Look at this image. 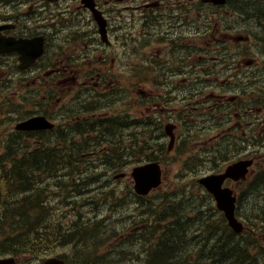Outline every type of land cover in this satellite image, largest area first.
<instances>
[{
	"label": "trees",
	"instance_id": "obj_1",
	"mask_svg": "<svg viewBox=\"0 0 264 264\" xmlns=\"http://www.w3.org/2000/svg\"><path fill=\"white\" fill-rule=\"evenodd\" d=\"M221 46L223 49L226 48L225 40L221 41ZM230 62L231 59L223 55L220 58L218 74L206 71L200 77L197 75L189 77V90L199 82L202 83L204 79L205 88L203 91L212 86L208 83H217L219 88L235 89L233 93L238 94L235 101L231 103L233 108L228 116H219L218 113L217 116L214 113L216 106H213V102L211 104L210 101H207L208 96H204L201 105L213 107L209 118H207L209 120H205L211 123L208 128L211 130L223 126L227 119L237 127L240 124L239 116L247 108V105L252 104L253 106L258 101L255 98L258 96H255L250 99V103L247 105L241 102L242 94L255 92L257 86L253 85L251 80L252 83L239 78L231 79L228 76V71L233 67V64ZM211 64L213 65V61ZM145 70L144 68L143 72ZM128 78H132V75H129ZM2 82L4 83L3 88H5L8 85V80L5 79ZM231 83L236 87H225L230 86ZM0 84L2 83L0 82ZM223 104L224 102L220 103L218 108ZM261 104L263 105V103ZM13 109L14 118L22 119L23 115L27 116V114H23L20 105L15 104ZM142 120H134L128 112L124 116L116 115L110 116L106 120H95L98 125L96 128L93 126L92 131L97 135L93 136H88L80 125H68L66 130L59 132H56L60 129L58 127L30 132L4 130L0 135V255L20 256L24 252L43 251L42 255L44 256L49 255V249L55 250L50 245L68 244L71 246L70 256H63L66 259L75 260L74 263L69 259L71 264H199V262H201L200 264H264V208L252 212L249 215L248 221L251 222L248 223V228L242 233L236 234L228 227L223 215L216 209L211 195L197 185L193 179L189 181L195 184L194 186L198 189L197 193L185 192L187 196L176 195L175 198H179L177 200L167 196V205L159 206L158 211L153 210L155 207L149 205L142 210V216L145 215V212L150 215L149 219L145 221L146 225L136 233H131L135 240L126 238L122 242V246L114 248L101 246L107 242L111 243L113 239H107L109 235L105 232L100 235L98 240L99 235L94 232V225L98 222L83 220V224H78V222L63 224L56 218V212L51 213L50 196L48 194L45 196L43 190L45 180L55 182L51 185L52 188L55 186L54 190L61 188L63 192H68L70 188L73 190L71 193L78 190V195H71L73 198L71 205L75 200H78L76 205L83 206L81 199L85 198L84 188L88 189V186L79 183V180L87 178L88 172L77 175V183L72 184L60 182L58 177V174L64 172L67 173V176L71 173L72 176H75L70 167L72 163L86 165L105 163L111 169H119V166L132 162L136 157H138L137 162L162 159L165 153H160L158 156L156 153L147 152L146 148H142L138 153L134 148V145L137 147V144L141 143L139 139L146 137V131L149 133L159 132V127L156 124ZM1 121L0 119V123ZM195 123L199 125L194 120H191L189 125L194 126ZM122 128H125V131ZM204 129L206 130L205 126ZM125 133L126 135H124ZM75 135L80 137L75 138ZM160 135L149 134L146 143L154 142L160 150L165 152L164 145L160 143ZM212 140L214 141L212 146L206 147V149L202 148L198 153L187 156L185 159L187 161L183 162L186 170L199 173L217 170L241 152L248 138L234 131L216 136ZM225 140H227L226 143ZM142 144H145L144 140H142ZM148 146L151 147V144ZM92 151L93 154L90 153ZM78 171L81 172V170ZM182 175L183 173L180 174V177L183 178ZM96 177V175L89 177V182H98ZM252 186H255L254 189L258 188V191L264 187V165L259 167L248 180L247 187L252 189ZM99 187L95 188L98 190L97 192L92 191L89 194L88 206L98 199L102 200L106 196L113 195V193H108L104 187ZM243 194H240V200ZM253 194L255 193L253 192ZM189 195H192V199L188 197ZM63 198L61 196V200ZM137 241L142 242L140 249L136 248L138 244L132 246ZM120 255L122 257L124 255V257L121 258ZM174 258H177V261Z\"/></svg>",
	"mask_w": 264,
	"mask_h": 264
},
{
	"label": "flooded vegetation",
	"instance_id": "obj_2",
	"mask_svg": "<svg viewBox=\"0 0 264 264\" xmlns=\"http://www.w3.org/2000/svg\"><path fill=\"white\" fill-rule=\"evenodd\" d=\"M53 2L60 16V20L53 22H46L47 13L51 11L48 7L52 4H47L44 0L38 2V10L43 17L41 32H55L52 27L56 25H70V30L66 41L64 37L67 28L60 29L56 35L60 48L58 52L54 49L56 43L50 48V42L44 34V54L51 51L59 66L44 70V76L41 77L45 80L49 75L50 78V83L40 82V89L50 97L47 96L49 99L44 101V105L54 107V110L50 111L53 117L47 114L45 109H41V113L48 118H54L55 125L60 129L66 130L68 125L91 123L94 117L108 119V112H102L101 109L109 106L108 95L113 90L116 91L115 88L110 91L109 87L116 83L119 88L124 86V75L128 66L126 59L129 57L138 59V74L142 75L144 68L153 74L151 89L147 93L140 91L139 97L149 100L146 108L152 104L155 112L161 114L162 121L165 122L176 120L174 114L179 116L188 110V103L181 108L168 107L166 104L173 96L175 97L172 102L178 98V94L174 92L173 76L180 75L182 84L188 87L190 75L200 77L206 71L220 72L222 5L203 0H93L95 8L105 18L106 35L102 38L92 10L85 7L81 0ZM239 4L241 7H238ZM36 5L32 3V6ZM228 13L230 28L235 26L236 31L230 51L235 70L239 73L246 70L259 74L264 84V0H230ZM9 21L14 27L3 31V34L14 37L32 35L28 27L20 23V19L13 18ZM22 21L30 22L26 18ZM239 21L247 26L250 48L249 51L247 47L241 56L238 55L237 41ZM127 35L132 39L125 40ZM65 43L67 46L63 47ZM259 48L262 54L256 50ZM4 55L12 58L16 53ZM139 58L149 59L151 67L142 66ZM67 59L71 61H64ZM206 60L208 65H205ZM8 72L7 66L6 73ZM138 74L136 73L137 78ZM55 86H58L60 93L65 90L66 93L54 99L51 92ZM203 86L204 79L202 83L194 85L196 88ZM64 96L67 99L72 97L71 106L63 99ZM116 96L118 103L124 101V90L117 89V95L113 97ZM10 103L11 101L7 100V112L11 111ZM91 105L93 108L99 105L101 109L88 111ZM193 108H197V105ZM64 116H68L71 121L61 120ZM14 264L19 263L15 261Z\"/></svg>",
	"mask_w": 264,
	"mask_h": 264
},
{
	"label": "rangeland",
	"instance_id": "obj_3",
	"mask_svg": "<svg viewBox=\"0 0 264 264\" xmlns=\"http://www.w3.org/2000/svg\"><path fill=\"white\" fill-rule=\"evenodd\" d=\"M2 1H4V0H2ZM33 1H36V0H33ZM14 7H16V6L9 4V5H7V8L3 7V10L4 11L9 10V9L14 8ZM22 8H24V6ZM8 12L10 14L12 13V11H8ZM50 12L53 13L52 18L57 17L58 20L60 19V16H56L55 10H51ZM124 14L127 15V13L125 11H124ZM47 16H48V13H47ZM243 28H244V26H243ZM239 30H241V29L239 28ZM229 32L232 35H234L236 31H235V29H233V30L230 29ZM50 34H51V37H53V39L55 40L57 37L56 36L57 34H55V32H52ZM51 47L52 46H50V48ZM246 49H247L246 46H242L240 48V50L243 52H245ZM248 50L250 51L249 47H248ZM256 50L260 54H262L261 48L256 49ZM47 61H49V59L44 58L40 62V64L38 65L39 67H32V69L29 70L30 73L32 75H34L35 78H40V77L44 76V69H48V68L43 67V65ZM131 61L135 62V58H134V60H131ZM144 64L145 63H141V65H144ZM41 68H44V69H41ZM20 76H24V74H20ZM48 76L49 75H47L45 77L44 83L50 81V78ZM143 76H144V73L140 77L141 82L138 85L139 87L135 88V86L138 83H136V84L134 83L133 85H131L132 84L131 81H133V79L128 78L129 75H126L128 80L125 79V90H127L129 88L127 101L131 99V103H132L131 106L132 107L131 106L128 107L127 110L125 111V113L130 112L131 114H138L140 112V110L144 109L143 107L139 108V107H136V105L135 106L133 105L134 103H136L137 97L139 96V94L141 95L140 91H144L147 93V91L149 89H151L150 84L148 82H145L144 80L152 79L153 74H150V73L145 74V76H147V78H143ZM17 77H18V75L14 74V78L17 79ZM148 77H151V78H148ZM172 80L173 81L178 80V82L182 81L180 75H177V77L173 76ZM13 85H14V83H13ZM55 87L53 88V91L51 92V94H53L54 99L57 98V96L61 97L64 94V92L60 93V91L58 90V86H55ZM256 89L257 90L255 92H245L243 100L248 99V98L252 97L253 95L257 96L258 94H261V95L264 94V89H261L259 87H257ZM209 91H212L215 93H221V97H223L225 95H230V93L233 92L232 90H229V89H227V90H225V89H217V90L213 89V90H205V92H203L202 95L207 94ZM6 92L7 91H5V93H4L5 95H6ZM192 92L193 91L189 90L187 93H192ZM44 94H45V91H43L41 93V97ZM6 98H7V100L11 99L10 97H6ZM69 98L67 99V97L65 98V96H64L63 99L68 101ZM15 101H17V99L16 100L13 99V102H15ZM125 101H126V98H125ZM212 101H213V103L215 102L213 99L210 100L211 103H212ZM225 101H226L225 99H222V101L217 102L218 104H220L221 102H224V104L221 105L220 108H217V112H220V114H222V115L228 116L230 113V110H232V107H229L231 103L225 102ZM193 103L188 104V111L189 112L195 111L191 108L192 107L191 104H193ZM72 104H73L72 99H70L69 106H71ZM258 105H262V104H258ZM124 106L121 104L119 106V110L123 111ZM117 107H118L117 105H113V106H111V110L114 109V111L116 112L118 109ZM25 108H28V107H25ZM135 108L139 109V111L138 110L135 111ZM53 110H54L53 105L47 107V111L49 112L51 117L53 116V114L50 113V111L52 112ZM5 116H6L5 113H2V115H0V117H5ZM195 118H196L195 122L199 123V125H197L195 123L193 126V125H187L185 123H182L180 126L178 124V121H173L177 124V128L175 129V132H176L175 150H173L170 153L167 152L166 156L168 157V159L170 161L168 162V164H164V166H162V168H163L162 169V171H163L162 183H161L160 187H158L156 190H153L152 193L150 192L149 195L142 201V202H145V208L149 207V205H152L153 207H155V208H153V210L158 211L159 206H162L163 204L165 206L167 205V200H168V199H166L167 196H169V198H175L176 195L187 196L185 194V192L186 193H197L198 189L194 186L195 184L191 183L189 180L198 177L199 174L197 171L186 170V168L183 165V162L187 161V160H185L187 158V156H191V155H194L195 153H198V151L201 149L200 146H211L212 143H214V141L212 140V136L214 134H216V136H217L220 133V131H217L214 129H212V130L208 129L209 126L211 125V123L204 121L202 119V117L196 116ZM4 120L8 121L9 119H8V117H6V118H4ZM170 122H172V121H170ZM163 123H166V122L164 121ZM244 125L245 124H242V125L235 127V124L233 122H231L229 119H227L225 121V123H223V126H221L220 128L228 129V132H229V126H232L231 132H234V131L238 132V131H240L239 129L241 127H243ZM204 126L206 127V130H205V132H203L202 136H199V134H200L199 132H200V130L204 129L203 128ZM216 128H218V127H216ZM122 130L125 131V128H122ZM243 132H244V129H242L241 133L243 134ZM121 134L123 135L122 132H121ZM124 135H126V133ZM181 135H186V136L183 139H181V141H179L178 138H180ZM249 136H250V139L246 144L247 150L243 156H244V158H246V157H250L249 155L254 154L255 155L254 157L257 158L256 159V166L258 165V167H261L264 163V154H261L264 151V121L259 123L258 126H255L254 130L251 128V130L249 132ZM215 137H213V138H215ZM205 138L207 140L202 141L203 143L195 142V140L205 139ZM193 142H195V143H193ZM226 142H227V140H225V143ZM186 147H187L186 151L183 154H179V152H180L179 150L185 149ZM197 147H199V150ZM181 161H183V162L181 163ZM140 163H144V162H140ZM136 164H138V163H136ZM136 164L135 163L130 164L127 167H125L122 171H126L129 174L132 166H134ZM224 165H226V164H224ZM224 165H221V168L216 170V171L222 170ZM182 166H183L184 170H183ZM78 167H83V165L79 164ZM115 172H118V171H113L112 173H115ZM181 173H183V175H182L183 178L180 177ZM252 173L253 172H251V174ZM101 175L102 174L96 175L97 176L96 179L99 180L98 178ZM107 178L110 179V182H108V183H110L116 191V193L114 194L115 196L110 200H106L105 197L102 200H100V199L96 200V202L94 203V209L92 210L93 213L91 211H88L89 210L88 207L83 206V208L82 207L80 208V207H75L74 205H71L72 196L70 193L67 192L63 195V197L66 199L63 198L61 200L59 197V199L56 200L55 198L58 197L57 193H50L52 190H50L48 187L46 189L48 192V196H50L51 213L56 212V218L58 220H60L63 224H69V222L74 223L75 220H78V224L79 223L83 224V220L91 221L92 219H90V218L93 216L92 221L98 222L96 225H94V232H96L98 235H102L103 233L107 232L109 235L107 237V239H113V240H111V243L109 242L107 247L108 248H114L116 246H120V245L122 246L123 245L122 242L126 238L135 240L134 236L131 235V233L137 232V230H135L136 227H138V231H139V229L141 227L146 225L145 220L147 219V216H140V215H138L139 213L138 214L136 213V207L138 206V204L133 203V198L130 197V189L132 190V181L130 180V178H128V177L125 179L121 178L117 181H113L110 177H107ZM89 181H90V179H89ZM89 181H88V183H90ZM247 184H248V182L247 183H244V182H242V183L241 182H239V183L227 182L226 183V185L232 187L238 195L241 193H244L242 196V199L241 200L239 199L238 208H237V216L240 217V219L242 221H245V223L251 222V221H247L249 219L246 218V216H249V214H251L252 212H255L257 210H262V207L264 208V187L262 188L261 191H258V188L254 189L255 186H252V189H250V187H247ZM92 189H93V187H92ZM94 191L97 192L98 190H94ZM96 192H95V194H96ZM253 192L255 194H253ZM188 197L190 199H192V195H189ZM87 198L88 197H86V196H85V198H83L84 199L82 201L83 205L85 204L84 203L85 201L87 202V204L90 202L87 200ZM177 199H179V198H175L174 200H177ZM105 200L108 201V204H106ZM107 205H108V208H107ZM74 212H78L77 217L74 215ZM88 213H89V215L87 216ZM102 217H105V218L102 219ZM101 220H104V221H101ZM101 223H103V224H101ZM106 223H108V224H106ZM118 232H120V235L117 234ZM110 234H111V236H110ZM141 243H142L141 241H137V242H134V244L132 246H135V244H138L136 246V248L140 249L142 247ZM50 246H53L52 248L55 250L52 251L51 249H49V252H48V254H50L49 256L56 255V254L61 255V256H63V255L70 256L71 251H69V248H67V247L62 248L61 246H58V245H50ZM66 246H69V245H66ZM101 246H104V244H102ZM129 246H131V245L129 244ZM74 251L76 252L75 249H74ZM42 252L43 251L24 254L23 256L19 257L18 263L20 264V263H24L27 261H32V263L40 264V262L42 260V259H40ZM69 259L74 261V263H75V260H73L71 258H69Z\"/></svg>",
	"mask_w": 264,
	"mask_h": 264
},
{
	"label": "water",
	"instance_id": "obj_4",
	"mask_svg": "<svg viewBox=\"0 0 264 264\" xmlns=\"http://www.w3.org/2000/svg\"><path fill=\"white\" fill-rule=\"evenodd\" d=\"M91 9L92 4L88 0H83ZM213 3H224L225 0H209ZM95 18L103 31V22L100 21L98 15L95 13ZM8 24L0 25V30L8 28ZM43 36H36L32 38H13L3 37L0 35V51L10 52L16 51L19 54L20 68H25L33 63L43 52ZM52 124L45 121L44 117H33L22 121L16 125L17 129H41L51 127ZM170 142V146L172 144ZM252 160H239L228 165L224 172L218 174H209L199 178V182L203 184L206 189L213 194L217 207L224 212L228 224L236 232L242 230V223L235 217V201L236 197L233 191L227 187H222L226 178L239 180L244 178L248 166ZM131 175L134 179V189L139 194H147L153 187H156L161 182V168L158 162H149L144 165L135 166L132 169ZM14 259L0 258V264H13ZM41 264H66L62 258L48 257L43 260Z\"/></svg>",
	"mask_w": 264,
	"mask_h": 264
},
{
	"label": "bare ground",
	"instance_id": "obj_5",
	"mask_svg": "<svg viewBox=\"0 0 264 264\" xmlns=\"http://www.w3.org/2000/svg\"><path fill=\"white\" fill-rule=\"evenodd\" d=\"M77 192H78V190H77ZM101 221H103V220H101ZM107 221V220H106ZM109 221V220H108ZM104 223V222H103ZM103 223H101V224H103ZM106 224H108V223H106ZM105 225V224H104ZM107 227V226H106ZM94 233V232H93ZM96 234V233H95ZM88 235V234H87ZM84 236H86V235H84ZM89 236V235H88ZM87 237V236H86ZM90 237V236H89ZM88 238V237H87ZM92 238V237H91ZM99 238H100V235L98 236V240H99ZM85 239V238H84ZM89 239V238H88ZM85 241V240H84ZM90 241V240H89ZM91 241H93V240H91ZM97 241V240H96ZM87 242V241H86ZM84 243V242H83ZM89 243V242H88ZM90 243H93V242H90ZM85 244H87V243H85ZM225 244V243H224ZM87 245H92V244H87ZM219 245V244H218ZM217 246V245H216ZM215 246V247H216ZM221 246V245H220ZM224 246H226V245H224ZM84 247H87V246H84ZM219 248V247H218ZM218 248H216V249H218ZM223 248V247H222ZM79 249V248H78ZM85 249V248H84ZM220 249V248H219ZM85 250H88L87 248L85 249ZM84 250V251H85ZM205 251V250H204ZM207 251V250H206ZM210 251V250H209ZM212 251V250H211ZM87 252V251H86ZM222 252H223V250H222ZM183 253V252H182ZM203 253V252H202ZM215 253V252H214ZM216 253H217V251H216ZM221 253V252H220ZM224 253V252H223ZM209 254H210V252H209ZM213 254V253H212ZM219 254V253H218ZM222 254V253H221ZM122 255V254H121ZM120 255V256H121ZM182 255V254H181ZM186 255V254H185ZM205 255V254H204ZM211 255V254H210ZM217 255V254H216ZM178 256V255H177ZM180 256V255H179ZM201 256V255H200ZM209 256V255H208ZM212 256V255H211ZM123 257H124V255H123ZM122 256H121V258H123ZM207 257V256H206ZM120 258V259H121ZM201 258V257H200ZM223 258V257H222ZM175 259V258H174ZM177 259V258H176ZM175 259V260H176ZM183 259V258H182ZM201 259H203V258H201ZM205 259V258H204ZM219 259H220V257H219ZM123 260H125V259H123ZM208 260V259H207ZM177 261V260H176ZM172 262H173V260H172ZM171 262V263H172ZM215 262V261H214ZM201 262H199V264H200ZM216 263V262H215Z\"/></svg>",
	"mask_w": 264,
	"mask_h": 264
}]
</instances>
